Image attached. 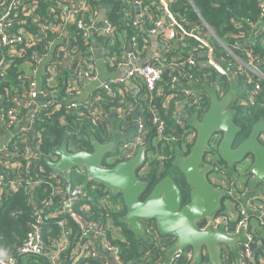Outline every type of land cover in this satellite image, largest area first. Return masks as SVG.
Masks as SVG:
<instances>
[{
  "label": "built area",
  "instance_id": "1",
  "mask_svg": "<svg viewBox=\"0 0 264 264\" xmlns=\"http://www.w3.org/2000/svg\"><path fill=\"white\" fill-rule=\"evenodd\" d=\"M101 0H0V48H6L9 58L0 59V80L5 79V67L11 62L13 57H22L25 61H31L33 64L32 74L34 75L29 82L30 94L25 97L13 96L11 101L14 108L2 112L0 110V119L7 118L8 134L2 137L0 145V165L6 169H14L25 161V166L30 165L33 159L40 154V134L33 137L30 142V134L33 124L39 112L44 108L55 107L58 100L62 98L52 89L39 87L37 81V73H39L40 64L49 56L45 51L46 46H51L60 40L61 35L65 37L63 58L59 64L62 69H58V61L49 64L48 70L45 71L50 76L49 82L56 83L60 76V71L64 68L73 69L77 64L75 75L69 82L68 88L75 92L78 86L85 87L90 82H97L98 88L106 91L111 95L126 96L135 94L140 90V81H143L148 90L153 91L156 84L163 77L164 67L171 70L170 89L179 90L186 96L185 103H192L191 98L197 97L198 94L206 92L205 90H214L219 96H223L227 91H222L219 87L199 88L195 85L194 76L190 72H183L182 68L189 65L192 68L211 67L219 75L231 76L237 82L238 75H245L244 88L247 103L249 99H254V93L262 90L261 81H264V70L260 68V64L264 63L261 57L256 56L251 50L246 49L242 44V33L227 37L225 40L216 35L212 27L204 20L201 12L196 9V14L203 21V27H186L171 11V3L174 0H155L162 11L160 19L153 18L151 23L153 27L146 28V17L150 16L148 9L144 6L143 0H132L135 16L132 24L120 29L116 24L108 19V7L100 4ZM45 3L42 8V3ZM101 9H105V16L99 20ZM260 20L254 25L257 34L264 33V0H260ZM45 12V13H44ZM163 18L166 21H163ZM235 25V21L232 20ZM163 25V30L157 38V42L161 44L158 48L157 57L151 56L149 62L145 65L135 64L148 55L152 50V42L145 33L156 34ZM77 26L83 37L90 38V46L88 52L71 51L74 37L71 34V28ZM36 28V30H34ZM40 32L34 35L33 32ZM52 32L53 36H44L42 32ZM264 37V36H263ZM262 37V38H263ZM254 41V38H250ZM193 40L197 42L196 50L189 48V42ZM37 45V49L27 54L26 48ZM131 45V51L128 50ZM187 46L186 47H184ZM24 47L25 50L21 49ZM230 56L228 59L224 57V53ZM160 53V54H159ZM171 54V55H170ZM153 55V54H152ZM154 58H161L162 64L153 65L150 61ZM203 60H200V59ZM102 62L107 68L118 73L116 77L101 80L97 69V63ZM50 63V62H48ZM177 73V74H175ZM206 75V74H205ZM231 82V81H230ZM237 84H239L237 82ZM240 85V84H239ZM249 85H253L255 92L248 91ZM118 87V91L115 87ZM264 89V88H263ZM161 91V89H157ZM207 93V92H206ZM208 94V93H207ZM209 96V95H208ZM99 94L94 98L88 99L84 107L88 109L92 116V122L97 125L106 118L107 113L98 106L102 99ZM251 102V101H250ZM183 101L178 100L173 109V117L175 122L181 126H185L186 122L194 117H183ZM78 103L71 102L68 108L78 107ZM110 111V117L115 115H124V109L113 107ZM134 110H131L133 112ZM23 114V116H21ZM200 116V114L198 113ZM197 116V117H199ZM153 122L158 126V137L165 132L166 125L163 119L155 114ZM133 131H120V140L115 150L110 153L107 163H117L123 160H129L135 157L139 148L148 144L144 123L141 117L135 121ZM21 133L23 139L28 144L26 151H22L14 144L13 150L10 148L13 136ZM132 133L131 136L124 135ZM215 138V137H214ZM188 144L192 147L196 139V130L194 127L189 128ZM264 143V133L260 136ZM218 141L212 140L210 151L204 156L202 166L208 170L209 181L223 192H229L234 197L238 205V216L235 224L232 223V217L229 214H216L208 218L207 221L199 225L200 230L212 229L217 231L223 229L230 236L242 235L243 239L238 243L240 249L236 264H248L249 260H254V250L262 245L260 238L255 240L254 235L250 232L251 211H255L256 220L264 226V205L259 203L257 198H253L248 205H244V197L249 195V188L243 184L236 183L231 180L227 174V167L221 166L216 161V153ZM150 144V143H149ZM13 145V144H12ZM147 152V160L141 171L146 169L149 161L158 159L160 154L159 147L150 144ZM5 153L7 159L2 160L1 154ZM57 157L53 158L54 160ZM253 159L249 156L246 159L248 169ZM227 172V173H226ZM75 174H87L83 167H75L68 172H59L51 175L49 183L51 193L49 198L44 202V209H56L54 211L58 215H69L77 223L79 235L76 240L77 246L73 251V257L70 262L66 263L60 259L61 253L67 248V234L69 226L61 223L64 232L55 240L54 248L49 252V261L51 264H80L86 259L99 258L102 264H131L120 261L119 249L110 245L108 242V233L112 235L118 234L121 227L115 224L113 219H109L106 226H101L94 221H84L77 214L75 205L81 202L82 198L88 196L83 194V186L75 184ZM22 183H29V179L19 176L13 177L9 172L0 171V189L8 187L11 190H17ZM31 183H34L31 181ZM39 183V182H37ZM94 187H96L94 185ZM262 201V200H261ZM264 203V201H262ZM83 207H88L84 203ZM39 213V212H38ZM36 213L38 216H40ZM89 236L95 239L94 242L89 241ZM252 243L256 247L251 246ZM58 246V247H57ZM227 248L223 247V251ZM46 247L43 241L40 227L37 223L31 224V229L27 233L24 241L17 247L18 255H41L45 252ZM222 251V252H223ZM206 254V251H204ZM223 255V253H222ZM167 257V256H166ZM76 258V261L74 260ZM170 263H177L179 259H186L192 264L194 259V251L192 248L185 249L179 253H175L171 257H167ZM264 263V260H263ZM0 264H18L16 256L0 251ZM145 264V263H140ZM198 264V263H194Z\"/></svg>",
  "mask_w": 264,
  "mask_h": 264
},
{
  "label": "trees",
  "instance_id": "2",
  "mask_svg": "<svg viewBox=\"0 0 264 264\" xmlns=\"http://www.w3.org/2000/svg\"><path fill=\"white\" fill-rule=\"evenodd\" d=\"M101 6L108 7V19L123 29L132 24L135 16L132 0H101ZM144 6L148 9L150 16L146 17V28L153 27L151 20L153 18L160 19L162 11L155 0H143ZM43 2L41 7L43 8ZM198 9L204 20L212 27L217 36L222 39L242 33V44L246 49L251 50L256 56L264 60V33L257 34L254 25L258 24L260 18V0H174L171 3V11L186 27H203L204 23L196 14ZM45 13V12H44ZM234 20L236 23L232 22ZM36 30V28H34ZM34 35L40 32L34 31ZM44 36L52 37V32H42ZM71 34L77 37L73 42L71 51L88 52L90 46V38L83 37L77 26L71 28ZM263 37V38H262ZM61 39L51 46H46L45 51L49 53L48 58L39 65V73H37V81L39 87H45L58 93L60 98L56 106L42 109L33 124L29 141H33V137L40 134V154L35 157L30 165L25 166V161L14 169H6L0 165L1 172H9L13 177L28 178L29 183H22L19 189L11 190L8 187L0 189V251L7 254L15 255L18 264H51L49 261V252L54 248V242L64 232L61 223L65 227L69 226L68 233L74 238L78 237L79 229L77 223L69 215H58L54 211L56 209H44V202L49 198L51 186L49 183L53 170L46 163V158L53 159L56 157L54 151L66 141L70 151L88 150L92 151L93 147L90 143V134H93L101 143H107L112 139L115 130L133 131L135 121L138 117L143 119L146 140L159 147V158L149 161L146 169L140 171L141 179L149 183L148 191L143 195L147 196L149 190L164 176L171 175L176 183L180 185L183 191V203L189 200V187L185 177L181 173L179 167L174 164L177 156H187L190 152L188 144L189 128L188 122L185 126H181L175 122L173 117V109L178 100H182L183 104L186 96L179 90L170 89L171 70L164 67L163 77L156 84L153 91L148 90L146 84L140 81V90L131 95L122 97L118 95L108 94L106 91L98 88L97 82H90L85 87L78 86L73 92L68 88V84L75 75L77 64L73 69L64 68L60 71V76L56 83L49 82L50 76L45 73L49 68V64L58 61V69H62L59 64L63 58L65 37L61 35ZM250 38H254L252 41ZM197 42L191 40L189 48L196 50ZM187 48V46L184 45ZM21 49L25 50L24 47ZM37 49V45L26 48L27 54ZM171 55V54H170ZM9 55L6 48H0V59ZM224 57L228 59V53H224ZM200 59V58H199ZM203 60V59H200ZM50 62V63H48ZM153 65L162 64L161 58H154L150 61ZM31 61H25L22 57H13L11 62L5 67V79L0 80V110L4 113L14 105L11 101L13 96L25 97L30 94L29 82L32 77ZM260 68L264 70V63L260 64ZM183 72H190L194 76L195 85L199 88L219 87L222 91L229 90L230 81L226 76L219 75L211 67L192 68L185 65ZM177 74V73H175ZM206 74V75H205ZM245 75H238L237 82L240 86L245 84ZM264 88V81H261ZM161 91H157V89ZM256 91L253 85L247 88L254 93L255 102L253 106H233L235 108L234 121L242 127V131L237 138V142L245 139L250 131L253 123L260 120L264 116V89ZM118 87L115 90L118 91ZM97 94L103 97L98 106L105 113L106 118L99 124L92 122L91 113L84 104L88 99L94 98ZM245 96V95H244ZM192 103H185L182 116L187 118L196 112L203 114L210 107V99L206 92L198 94L197 97L191 98ZM71 102L78 103V107L69 109ZM113 107L124 109V115H115L110 117V111ZM131 110H134L131 112ZM159 115L165 125V132L158 137V126L153 122L154 115ZM23 116V114L21 115ZM7 118L0 119V145L2 137L8 134ZM10 148L13 150L14 144L22 151H26L28 144L23 139L21 133L13 136ZM13 144V145H12ZM216 161L221 166H226L225 161L216 153ZM1 159H7L5 153L1 154ZM109 167H113L115 163H104ZM234 180V179H231ZM33 181L34 183H31ZM39 182V183H37ZM75 184L83 186V194L88 198H82L81 202L76 203L75 210L84 221H94L102 227L106 226L109 219H113L115 224L121 227L118 234L112 235L108 233V242L110 245L119 249L120 261L131 264H176L170 263L166 257V250L169 249L174 241V236H162L159 233L155 220H151L145 224V236L137 237V235L127 228L121 218L126 214V206L121 193L113 195L106 191L100 185L91 181L87 174H75ZM94 185L96 187H94ZM84 203L88 207H83ZM39 212V213H38ZM38 213L40 216H38ZM223 208L217 214H223ZM255 214L251 213L250 232L254 235L255 240H262V245L254 250V260H249L248 264H264V226L259 224L253 218ZM256 218V217H255ZM236 219L232 220L235 224ZM37 223L40 227L46 250L41 255L29 254L26 256L17 254V247L24 241L27 233L31 229V224ZM73 244H69L66 250L60 255V259L70 262L75 250ZM236 255L233 250L227 248L223 251V264H236ZM178 264H190L186 259H179ZM80 264H102L99 258L86 259ZM198 264H209L207 254H204Z\"/></svg>",
  "mask_w": 264,
  "mask_h": 264
},
{
  "label": "water",
  "instance_id": "3",
  "mask_svg": "<svg viewBox=\"0 0 264 264\" xmlns=\"http://www.w3.org/2000/svg\"><path fill=\"white\" fill-rule=\"evenodd\" d=\"M104 16L105 9H101L99 20ZM163 21L166 19L163 18ZM162 30L163 25L156 34L149 35L145 31L152 42V50L135 64L145 65L150 57L154 56L152 52L162 47L157 42ZM131 49L130 45L128 50ZM230 81V88L223 96H219L214 90H205L209 95L210 108L202 117L194 116L189 120V125L196 130L195 143L190 147L187 156L179 155L174 162L189 187L187 203H183V191L171 175L161 178L143 198L148 191L149 183L141 179L139 173L147 160V152L151 146L149 141L139 148L137 155L132 159L119 161L113 167L104 164L119 143L120 133L117 129L107 143H101L90 134L92 151H70L67 142L64 141L54 151L57 158L55 160L46 158V163L55 173L83 167L89 179L95 184L104 187L113 195L121 193L127 210L121 220L137 237L145 236V224L151 220L156 221L162 236H174L173 245L166 250L167 257L192 248L194 251L192 264L201 260L204 251L209 258V264H223V247L236 251L243 236H230L222 228L217 231L199 229L201 223L226 207L225 201L229 198L228 194L209 181L208 170L202 166L204 156L210 151V144L217 133L222 134L217 152L228 169L232 171L237 164L251 156L253 161L247 174L251 176L252 193H259L257 190L259 185L264 188V143L260 139L264 133V116L253 123L245 139L237 142L242 127L234 121L236 111L232 106L237 95L244 92V88L237 84L232 76ZM131 135L132 133H128L124 136ZM259 199L264 201V193L261 192ZM251 246L255 248L256 244L252 243Z\"/></svg>",
  "mask_w": 264,
  "mask_h": 264
},
{
  "label": "flooded vegetation",
  "instance_id": "4",
  "mask_svg": "<svg viewBox=\"0 0 264 264\" xmlns=\"http://www.w3.org/2000/svg\"><path fill=\"white\" fill-rule=\"evenodd\" d=\"M230 88V87H229ZM244 95H246L245 94V92H243V93H241V94H238L237 95V99H235V101H234V105L233 106H243V107H250L251 105L253 106L254 104H256L255 102H248L247 103V98H246V96H244ZM262 105L264 106V103H262ZM232 106V108H234ZM210 108V107H209ZM235 109V108H234ZM208 111V110H207ZM206 111V112H207ZM206 112H204L203 114H200V116L198 115V112H196V114L194 115V116H199V117H202V115H204ZM221 133H217L214 137V141H218L219 139H220V137H221ZM207 154V153H206ZM248 158V157H247ZM246 158V159H247ZM216 159V158H215ZM246 159L245 160H243L242 162H240L239 164H237L236 165V168L235 169H233L232 171L231 170H229V169H227V174L229 175V177H230V179H234L235 181H236V183H240V184H243L245 187H248L249 188V195L248 196H246V197H244V205L246 204V205H248V203L250 202V201H252V199L255 197V198H257V194L258 193H256V194H253L252 193V188H251V185H250V180H251V176L249 175V174H247V171H248V169L246 168V166H247V163H246ZM204 162H205V159H204ZM226 167H227V165H226ZM228 168V167H227ZM257 190L259 191V193L261 194V192L262 193H264V188H262V186L261 185H259L258 187H257ZM261 191V192H260ZM224 193H226V194H228L229 195V192H227V191H225ZM229 198L235 203V209H236V211H237V214L239 213V210H238V205H237V202H236V200H234V197L233 196H231V195H229ZM225 209H226V207L225 208H223V212H225ZM224 214H229V213H224ZM233 219V218H232ZM232 250V249H231Z\"/></svg>",
  "mask_w": 264,
  "mask_h": 264
},
{
  "label": "crops",
  "instance_id": "5",
  "mask_svg": "<svg viewBox=\"0 0 264 264\" xmlns=\"http://www.w3.org/2000/svg\"><path fill=\"white\" fill-rule=\"evenodd\" d=\"M154 52L158 53V50L155 49V50L152 52L153 55H154V57H157V54H155ZM159 54H160V53H159ZM146 56H147V54H146ZM146 56H145V57H146ZM143 58H144V57H143ZM97 69H98L99 76H100V79H101V80H106V79H109V78H113V77H116V76L118 75V73H117L118 71L115 72L114 70H112V69H110V68H107V67L105 66V64H103V63L100 62V61L97 63ZM262 188H263V187H262ZM230 201H231V200H230ZM258 202L264 205V203H263L260 199H259ZM225 212H226V213H229V215H230L233 219H236L237 216H238L237 211H236V209H235V203H234V202H233V205H231L229 208H227V203H226V209H225ZM251 212L254 214L255 211H251ZM253 220L256 221V218L254 217ZM77 238H78V237H74V238H73V237L70 235V233H68V234H67V241H68L67 246H68L69 244H73V246H75ZM88 238H89V241H91V242H94V241H95V239H93L91 236H89ZM57 247H58V246H57ZM256 248H258V247H256ZM256 248H255V249H256ZM239 251H240V249L237 247V250L234 251L236 257L238 256ZM61 254H62V253H61ZM72 257H73V256H72ZM74 260L76 261V258H75ZM65 261L67 262V260H65Z\"/></svg>",
  "mask_w": 264,
  "mask_h": 264
},
{
  "label": "rangeland",
  "instance_id": "6",
  "mask_svg": "<svg viewBox=\"0 0 264 264\" xmlns=\"http://www.w3.org/2000/svg\"><path fill=\"white\" fill-rule=\"evenodd\" d=\"M57 157V156H56ZM55 158V157H54ZM230 198H227L226 201H225V205L227 203V208H229L231 205H233V201L231 200Z\"/></svg>",
  "mask_w": 264,
  "mask_h": 264
}]
</instances>
